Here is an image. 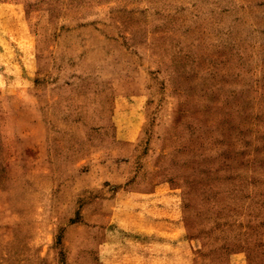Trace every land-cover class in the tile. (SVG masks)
Here are the masks:
<instances>
[{"label":"rangeland","instance_id":"rangeland-1","mask_svg":"<svg viewBox=\"0 0 264 264\" xmlns=\"http://www.w3.org/2000/svg\"><path fill=\"white\" fill-rule=\"evenodd\" d=\"M0 264H264V0H0Z\"/></svg>","mask_w":264,"mask_h":264}]
</instances>
